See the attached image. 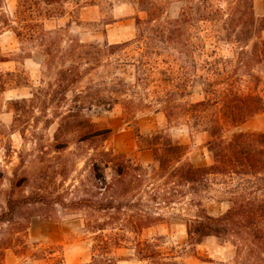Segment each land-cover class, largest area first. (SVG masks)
<instances>
[{
  "label": "trees",
  "instance_id": "trees-1",
  "mask_svg": "<svg viewBox=\"0 0 264 264\" xmlns=\"http://www.w3.org/2000/svg\"><path fill=\"white\" fill-rule=\"evenodd\" d=\"M30 1L34 5L40 1L51 5L65 0ZM139 5L140 11L151 10L147 12V19H138L137 36L102 46L108 68L104 86L76 89L59 128V131L77 133L81 141L100 137L106 140L113 130L98 129L85 116V111L94 106L111 111L121 105L127 115L124 122H128L129 116L132 118L130 123L139 148L153 152L155 165L150 169L135 165L112 149L100 152L104 165L93 162L98 181L94 185L104 188L107 196L104 200H91L85 206L105 213L109 220L92 223V230L97 233L108 225H120L125 208L139 210L121 224L132 228L134 233L163 221L162 214L144 213L143 207L152 204L143 198H127L135 192H144L150 194L156 208L162 203L167 208L186 203L188 211L195 209L192 216L182 217L186 221L188 244L193 249L206 238L217 237L233 244L237 258H245L249 264H264V132L234 130L226 136L231 128H238L264 113V15L257 17L254 0H191L174 19L163 17L158 0H139ZM20 15L19 10L17 16ZM8 26L7 20L0 17V31ZM14 32L19 39L39 35L47 46L44 50L47 56L52 53L51 47L60 33L59 30L54 34L43 33L42 22L23 25ZM221 44H233L236 57L220 55ZM75 45L76 48L87 46L79 41ZM72 55H65L62 60ZM84 58L78 55L71 67L59 70L57 80L62 92L81 81ZM123 73H129L131 80L123 77ZM196 86L200 87L202 97L191 101L187 98ZM138 112H161L170 122L186 121L207 132L210 164L195 165L188 159L186 147L167 132L143 134ZM66 146L67 142L62 141L56 148L61 150ZM108 166L114 171L111 182L99 174ZM219 179L225 188L219 192L222 196L216 195L214 189ZM205 200L227 203V208L220 214H211ZM31 202L9 198L8 209L0 214V221H12L19 207ZM83 204L82 200L74 205ZM116 241L114 244H118ZM100 242L101 254H94L90 262L78 264H119V259L109 256L110 241L100 236ZM144 243L151 245L147 240ZM139 256L142 260L154 257L153 253L142 251ZM51 257L44 252L32 256L33 260ZM53 264H65L64 256L61 254Z\"/></svg>",
  "mask_w": 264,
  "mask_h": 264
},
{
  "label": "rangeland",
  "instance_id": "rangeland-1",
  "mask_svg": "<svg viewBox=\"0 0 264 264\" xmlns=\"http://www.w3.org/2000/svg\"><path fill=\"white\" fill-rule=\"evenodd\" d=\"M21 1L22 6L19 7V0H0V17L5 18L9 25L0 31L7 32L0 37V214L7 211V201L11 197L32 202L19 207L12 221H0V264H53L61 254L65 264L87 263L94 254H101L100 236L110 241L109 256L119 259V264H249L245 258H237L233 244L217 237H208L193 249L188 244L186 221L182 217L192 216L195 209L188 211L186 203L172 205L173 208H167L162 203L156 208L149 193L135 192L134 196L127 198H143L144 202L152 204L143 207L144 213L164 215V220L157 222L154 229H144L137 234L131 231L132 228L122 227L129 215L139 212L125 208L120 225H108L104 231L97 233L92 230V223L109 220L105 213L85 206L91 200H104L107 196L104 188L98 189L94 185L98 181L93 162L104 165L100 152L112 149L135 165L148 169L155 165L153 152L139 148L135 140L130 123L132 118L129 116L128 122H124L127 115L121 105H116L111 111L101 106L85 111V116L98 129L113 130L106 140L100 137L81 141L77 133L66 129L59 131L63 114L70 108L75 90H86L93 85L102 88L104 80H107L108 68L102 46L109 43L106 40L107 23L115 21L114 12H111L113 2L65 0L51 5L40 1L39 5H34L30 0L27 3ZM134 1L139 12L132 16L135 18L132 36L121 42L137 36L138 19H147V12L151 10L140 11L139 0ZM189 1L158 0L166 19L177 18ZM92 4L101 7V19L82 20L80 8ZM254 7L257 17H262L263 0H254ZM19 10L22 12L20 17L17 16ZM50 14L54 16L50 17ZM36 22L43 23L45 34L60 31L49 56L45 54L47 46L39 35L19 39L14 32L15 29L21 30L23 25ZM262 34L264 36V32ZM78 41L87 46L76 48ZM218 51L227 58L233 59L237 55L233 44H221ZM71 53L73 57L62 60ZM78 55L85 57L80 68L81 81L62 92L58 85V72L71 67ZM95 56L97 60H93ZM30 57H34L33 61L29 60ZM9 60L12 62L4 63ZM122 75L131 80L129 73ZM26 85L32 93L30 97L8 98L9 89ZM200 91V87L196 86L187 99H200ZM137 120L143 134L149 135L157 130L167 132L173 140L186 147L187 157L195 165L210 164L206 148L209 135L201 128L186 121L170 122L161 112H138ZM234 130L264 132V113L238 128H231L226 136ZM62 141L67 142V146L58 150L56 146ZM99 174H104L107 182H111L114 171L108 166L103 167ZM216 181L219 184L214 185L215 194L222 196L219 192L225 189L224 185L220 184V179ZM82 200V206L74 205ZM204 204L214 215L227 208V203L213 200H205ZM146 240L150 246L145 245ZM115 241L118 244H114ZM141 251L143 254L153 253L154 257L142 260L139 256ZM42 252L52 257L33 262V254Z\"/></svg>",
  "mask_w": 264,
  "mask_h": 264
},
{
  "label": "crops",
  "instance_id": "crops-1",
  "mask_svg": "<svg viewBox=\"0 0 264 264\" xmlns=\"http://www.w3.org/2000/svg\"><path fill=\"white\" fill-rule=\"evenodd\" d=\"M112 2L111 12H114L115 21L106 25V40L109 41V43H117L132 36V30L134 29L133 20H135V18L132 16L137 15V12L139 11L137 3L134 0H112ZM79 12L81 19L84 21H98L101 19L102 10L101 7L97 4L81 7ZM6 33L7 32L1 33L0 37H4ZM30 59L33 61L34 57H30L29 60ZM11 62L12 61L9 60L5 61L4 63L8 64ZM7 93L9 95V99H24L30 97L32 94L29 90L28 85H26L25 87H14L12 89H9ZM155 227L156 226H151L146 229H154ZM35 261L36 260H34L33 262Z\"/></svg>",
  "mask_w": 264,
  "mask_h": 264
}]
</instances>
